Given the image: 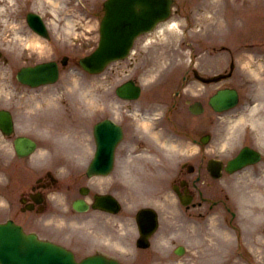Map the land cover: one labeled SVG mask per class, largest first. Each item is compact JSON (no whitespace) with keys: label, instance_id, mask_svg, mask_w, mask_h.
<instances>
[{"label":"rangeland","instance_id":"obj_1","mask_svg":"<svg viewBox=\"0 0 264 264\" xmlns=\"http://www.w3.org/2000/svg\"><path fill=\"white\" fill-rule=\"evenodd\" d=\"M103 1L82 0L79 5L78 0H13L14 10L9 14L0 13V49L4 51V56L0 58V107H9L14 112L17 124L16 134H28L39 141V148L33 155L19 158L13 146L15 134L5 136L0 132V221L14 217L19 221L27 219L29 222L40 220L38 214L44 217L49 215V210L45 213L24 214L19 209V193L49 166L52 144L50 140H45L46 143L42 142L46 136L40 132L48 133L52 140L59 138L58 143H61V137L64 140L72 137L89 138L91 122L89 119L83 120L85 113H88L92 120L113 114V109L120 115L127 113L124 106L126 103L119 100L115 94V86L128 77H134L143 82V93L140 99L134 102L135 118H130L133 121L131 131H137L136 133L143 131L139 122L144 120L145 115H150L151 118L148 120L152 122L151 126L162 130V139L174 137L171 125L169 129L157 128L162 125L166 127L167 124L158 121L156 125L154 117L159 110L152 112L148 107V101L153 89L167 94L169 90L177 89L184 81L183 74L191 62L192 49L183 43L192 41L193 28H190L184 16L174 14L170 20L177 21L180 28L176 27L174 31L161 29L163 31L150 33V38L141 37L135 47L133 54L135 58L114 62L105 73L90 75L77 65V58L79 55L89 53L97 46ZM246 1L248 8L241 13L239 7L232 10L228 6L229 3L239 4L242 0H206L208 7L204 13L213 16L203 21V24L208 25L206 30L211 32L214 29L223 30V26L229 25L225 16L232 15L229 16L232 20L239 19L241 22L244 21V24L247 21L248 25L251 24L246 26L248 29H244L247 30L246 34L250 37V41L259 40L258 24H260V32L264 33V0H260L258 8L255 9H253L255 5H252L255 0ZM193 3L191 7L189 2L186 4L177 2L174 8L185 6V14L190 13V18L193 20L196 19V15H202L195 7L198 2L193 1ZM29 11L39 12L45 17L51 33L50 39L40 38L31 30L26 21V14ZM185 27L189 34L188 38L184 35ZM35 36L41 40L42 45L31 42ZM65 54L70 56V60L62 69L57 83L32 88L17 80L16 73L22 65L52 58L61 59ZM168 73L170 76L164 78L162 82L165 86L162 89L155 87L153 80L160 78L163 74L166 76ZM186 84L185 88L192 90L191 81ZM72 90L74 91L71 92ZM256 117L262 120L264 111H260V116L256 114ZM173 118L180 132L192 129L195 120L184 107L179 108ZM237 127L230 129L225 121L218 122L209 143L204 146L205 148L202 147L201 155L203 153H206V156L220 154L226 157V153L243 141L238 134L236 135ZM143 133L152 140L151 134L147 131ZM182 133L185 135L184 132ZM184 135H175L176 143H180L179 149L182 148L181 151L185 152L190 148L191 151L188 152H193L192 144ZM141 139L140 146H143L146 142L143 135ZM153 143L156 144V142ZM154 144L151 145L154 147ZM151 145L150 143L144 145L146 147L143 150L148 151ZM181 155L178 150L161 146L155 154L163 158L161 165H156L150 160V163L146 164L148 159L158 162L157 159L150 157L131 155L133 160L128 158L131 179L128 192L130 198H133L135 193L136 200L140 198V195L141 198L158 200L163 206L162 226L153 237L150 248L154 253H128L130 263L195 264L197 261L206 260L212 261L210 263L212 264L216 261L218 253H222L227 260L225 264H257L259 259L260 263L264 262V223L257 226L253 220L257 218V215L254 214L249 216L247 221L244 211V208H258L255 205L260 199L257 193L264 192V163L247 167L246 171L233 175L226 173L219 180L209 177L210 181L207 176L202 178L200 186L212 197H224L226 192L229 193L228 206L237 214L235 219L237 222L235 221V226L231 227L229 224L232 223L229 219L232 215L224 204L215 206L213 210H208L205 206L197 208L196 211L194 209L186 211L171 193L169 188L174 177L172 173L175 172ZM200 159L199 154L195 159L194 175L197 173L198 166L201 165ZM162 169L166 170L167 179L160 175ZM199 211L207 212V214L200 219L198 217L197 221L194 212ZM243 215H245L244 219ZM74 216L82 219L88 214L76 213ZM102 216L100 218H104ZM121 225L122 221L120 227ZM76 227L71 226L70 229L77 230L78 234L94 229L92 226ZM123 227L119 228L115 225L111 230L105 231L109 233L104 234L98 230V234L92 235V238L98 239L99 235H104L105 238L110 239L109 242L131 251L136 248L132 243L133 237L136 236V229L133 224H131L133 231L129 225H123ZM179 244L186 247L183 254L175 252V247Z\"/></svg>","mask_w":264,"mask_h":264},{"label":"water","instance_id":"obj_2","mask_svg":"<svg viewBox=\"0 0 264 264\" xmlns=\"http://www.w3.org/2000/svg\"><path fill=\"white\" fill-rule=\"evenodd\" d=\"M148 2L154 7V12H149L146 7L142 11L137 10L138 4H142L141 0H108L106 2L108 11L103 20L104 39L102 47H100L92 56L85 58V65L88 68L99 70L110 58L118 57L127 53L133 38L140 31L148 28L149 24L162 14L161 10L157 12V10H159V1ZM54 65V62H46L38 64L35 67L23 68L19 72V78L32 85L52 81L56 79L58 75V69ZM126 90L131 93H137L136 87H133V90ZM229 96L231 98H228L227 102H234L235 95L230 93ZM223 101V99H218L217 103L220 104ZM0 127L6 133H10L12 131L11 117L7 112L0 111ZM21 143L22 146H26L27 149H23ZM16 145L20 154H26L33 149L34 142L26 137H20L16 139ZM153 226L155 227V223ZM148 232L149 230L144 229V236L140 240H143ZM15 238L18 241H14ZM37 244L38 242L35 238L25 235L19 227L14 226L12 222L0 225V252L4 253L5 256H8L7 249L13 246L12 250H14L15 253L27 252V255L31 256L30 264H45V261L40 263V260H37V257L33 256V254L37 252H46L49 249L44 251L42 248H39ZM50 250L53 253H59L55 249ZM9 257L14 258V256ZM64 257L68 260L69 264H74L70 255L65 254ZM92 261L108 263L102 258L101 260L94 258ZM17 262L18 264H25L23 260H18Z\"/></svg>","mask_w":264,"mask_h":264},{"label":"flooded vegetation","instance_id":"obj_3","mask_svg":"<svg viewBox=\"0 0 264 264\" xmlns=\"http://www.w3.org/2000/svg\"><path fill=\"white\" fill-rule=\"evenodd\" d=\"M195 50H197L195 54V59H194V65L195 67L193 68L194 71V79H195V85H194V93H195V98L196 99H201L200 95H199V88H200V84H201V80L205 79V78H212L213 76H217L218 74L221 75V79L216 82H204V85L206 87L205 92L207 94H209L207 96V99H204V103L207 106V102L210 98V96L212 94H214L218 89L220 88H225V87H238L240 88L242 86L241 84V73L240 72H236L233 71L231 74H229L228 76H223L226 75L228 70L223 71V72H218L217 71V65L214 61V59L212 58V56L215 55V51H217V47L213 46L212 47V51L208 54V56H206V59L204 60V62H202L201 60V52H200V48L196 47ZM260 54H262V58H264V47L263 45L260 46ZM197 56V58H196ZM198 69L199 74L196 73V70ZM217 83H221L220 85H217ZM257 97H250L249 101H250V106L251 104L254 103V100L257 99V104L260 105V81H258V85H257ZM205 106V107H206ZM252 107V106H251ZM210 112L213 114V116L211 117V121L214 122V110L210 107ZM210 119V118H209ZM202 172V170L200 171V173ZM182 173H184L182 171ZM200 178V176H199ZM99 179V178H97ZM94 177H90L88 176L86 170H82L79 171L77 169H71V171L69 172L66 180L67 181H59V180H53L51 178H42L39 183H38V188L36 189V192L33 193L35 195H32V193H29V195L32 197L30 199L29 197V201L30 203H34L35 204V208H40L37 207L38 204L35 203L34 198H36V194H41L39 196H37V198H41L42 202L40 205H46L48 203V200L46 198L47 193H49L51 191L56 190V188H60L63 189L66 192V198L69 194L72 193H76L82 190V183H89V185H91V189L87 190L88 194L87 195H83L81 196V198H84L90 202L93 201L94 199V194L96 193V191H105L107 188L110 189V191L115 192L116 190V183L115 180H113L110 183H104L102 179L97 180ZM195 186H197L196 183H194ZM189 184H185V186L183 188H188ZM42 192V193H41ZM191 192V191H188ZM67 200V199H66Z\"/></svg>","mask_w":264,"mask_h":264},{"label":"bare ground","instance_id":"obj_4","mask_svg":"<svg viewBox=\"0 0 264 264\" xmlns=\"http://www.w3.org/2000/svg\"><path fill=\"white\" fill-rule=\"evenodd\" d=\"M11 6H9L8 8L6 9H2V7H0V10H7V12L10 10ZM169 22V21H168ZM178 27L179 28V24L177 22H169V23H166V25H162V27L160 29H166V31H174V29ZM163 31V30H161ZM157 32V31H155ZM150 36V34H148ZM150 38V37H149ZM31 42L34 43L35 45H42V42L41 40L35 36L31 39ZM260 69H263L262 65H258L257 69H254V73L257 74L258 76H260ZM262 87L264 89V77H262ZM74 90H72L71 92H73ZM260 111H262V108L260 106ZM239 119H244L243 116H241L240 118H238L237 120ZM263 126H264V123L262 122ZM146 127H148V124L146 123L145 124ZM151 134L155 135L159 141H161V139H159V133L156 132V131H150ZM163 145L165 148L167 149H170V150H177V145H174V142L172 141H164L163 142ZM257 194H259L258 197H260V199H258V201L255 203L256 206H258V208L256 209H252V208H249V209H246V216L249 218V216H251L250 214H254V215H257V218H254V222H257V219L258 217H261L262 215L264 216V192H258ZM261 202V203H260ZM259 209V210H258ZM245 211V210H244ZM87 223V222H86ZM85 223V225H86ZM256 225H260V222L256 223ZM98 229H100L102 231V233H105L104 231L106 230H111L112 226L111 225H107L105 224L103 226V224H99L96 226ZM111 233V232H110ZM212 261H197V263L195 264H210ZM227 262L226 259H224V256H222V253H218L217 255V259L215 262H213L212 264H218V263H221V264H225Z\"/></svg>","mask_w":264,"mask_h":264}]
</instances>
